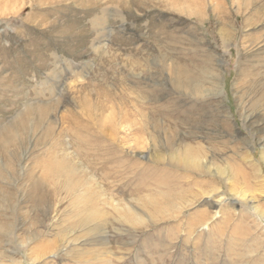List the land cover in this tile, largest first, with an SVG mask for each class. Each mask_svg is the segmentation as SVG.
<instances>
[{
	"label": "rangeland",
	"instance_id": "1",
	"mask_svg": "<svg viewBox=\"0 0 264 264\" xmlns=\"http://www.w3.org/2000/svg\"><path fill=\"white\" fill-rule=\"evenodd\" d=\"M257 253L264 0H0V264Z\"/></svg>",
	"mask_w": 264,
	"mask_h": 264
},
{
	"label": "bare ground",
	"instance_id": "2",
	"mask_svg": "<svg viewBox=\"0 0 264 264\" xmlns=\"http://www.w3.org/2000/svg\"><path fill=\"white\" fill-rule=\"evenodd\" d=\"M258 254V253H257ZM264 254V253H263ZM260 255L258 254L257 257H255L254 259H252L251 261H249L248 263H252V264H259L263 259H264V255ZM247 256V255H246ZM251 257V256H249ZM258 261V262H257ZM262 264V263H261Z\"/></svg>",
	"mask_w": 264,
	"mask_h": 264
}]
</instances>
